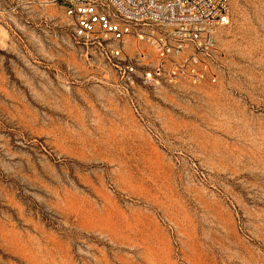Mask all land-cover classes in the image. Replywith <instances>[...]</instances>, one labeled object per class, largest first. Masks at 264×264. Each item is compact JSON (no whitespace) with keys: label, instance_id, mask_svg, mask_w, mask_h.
<instances>
[{"label":"rangeland","instance_id":"obj_1","mask_svg":"<svg viewBox=\"0 0 264 264\" xmlns=\"http://www.w3.org/2000/svg\"><path fill=\"white\" fill-rule=\"evenodd\" d=\"M229 1L216 77L128 94L61 0H0V264H264V0Z\"/></svg>","mask_w":264,"mask_h":264},{"label":"built area","instance_id":"obj_2","mask_svg":"<svg viewBox=\"0 0 264 264\" xmlns=\"http://www.w3.org/2000/svg\"><path fill=\"white\" fill-rule=\"evenodd\" d=\"M73 38L100 50L129 92L216 77L229 0H61ZM137 52L130 56L127 47Z\"/></svg>","mask_w":264,"mask_h":264}]
</instances>
